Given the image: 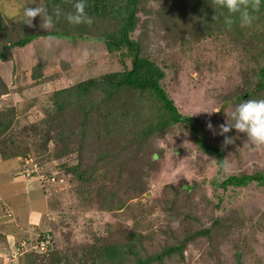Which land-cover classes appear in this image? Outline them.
I'll use <instances>...</instances> for the list:
<instances>
[{
	"label": "rangeland",
	"instance_id": "374dc122",
	"mask_svg": "<svg viewBox=\"0 0 264 264\" xmlns=\"http://www.w3.org/2000/svg\"><path fill=\"white\" fill-rule=\"evenodd\" d=\"M186 2L158 0L156 7V3L143 0L145 8L140 6L139 18L145 15L159 18L148 19L141 26L138 22L133 34L140 40L142 55L167 66L163 86L168 96L180 114L192 119L203 142L219 149L220 156L206 154L198 148L188 126L183 124L140 141L136 139L135 144L130 140L142 124L130 121L113 107L108 109L106 119L99 120L101 124L106 122L108 134L99 130L97 135H83L85 131L76 115L81 110L68 108L59 116L57 131L51 132L47 140H52L45 147L40 141L43 138L38 137L45 131L33 125L42 124L40 119L53 93L97 75L89 63L80 64L98 54L105 65L113 69L117 66L106 50L91 40L71 43L65 38L45 37L24 46L15 45L17 30L40 25L39 17L33 19V26L24 24L23 9L43 7L45 1L0 0V43L12 44L10 51H3L6 61H0V80L9 88L5 99H0V158L3 159L0 182L8 181L7 166L11 179L12 169L19 167L20 160L27 155L43 161L46 164L43 169L59 170L62 159L55 160L56 149L66 153L68 165L80 163L89 180L80 191H76L78 181L73 175L67 187L58 188L60 182H46L51 215L57 217L65 210L57 222L53 221L52 229L54 247L58 248L56 254L62 258H73L71 247L89 249L100 239H110L116 246L137 249L135 254L141 259L173 243L174 237L179 240L184 234L209 227L212 221L218 220V225L212 228L213 240L218 244L215 249L212 241L200 238L183 250L182 261L174 255L151 264H264V188L255 182L243 188L223 190L219 186L228 176L264 174V145H253L244 133L235 129L219 134V125L226 122L225 113L234 111L244 101L243 97L262 99L264 96V91L256 92L258 83L254 78L264 65V43L251 51L250 44L256 42L254 38L248 43V38L241 34L230 32L227 36L225 30L221 35L226 37L219 33L213 35L211 31L217 26L213 24L208 31L213 40L209 42L213 43L211 52H206L208 44L191 45V35L187 36L191 33L186 25L194 18L201 19L205 12L195 5L184 6ZM57 13H54L55 20L65 19L60 11ZM178 16L182 18L179 26L183 32L176 38L172 34V41L166 43L158 21L174 18L168 22V29L176 26ZM192 36L196 38L195 34ZM98 46L100 49H95ZM66 64L77 67L74 78L64 75ZM81 67L84 72L79 73ZM57 72L64 77L57 78ZM43 76L54 79L40 84ZM123 94L131 100L137 98L131 92ZM146 115L151 114H138L134 119L139 121ZM209 122L211 129L207 127ZM48 126L42 128L48 129ZM225 136L232 138L233 143L224 144ZM105 151L110 157L103 160L100 154ZM15 153L25 154L14 157ZM23 188L21 182L7 184L3 186V193L8 195L13 191L11 197L19 198ZM87 193L92 198L90 205L85 198ZM87 231L92 238L86 236ZM94 237L100 239L96 241ZM21 238L22 235L16 240L6 237V231L0 229V264H12L14 258L9 256V249ZM135 259L134 255L128 256L123 264H133ZM38 260V256L31 257L28 264H37Z\"/></svg>",
	"mask_w": 264,
	"mask_h": 264
},
{
	"label": "trees",
	"instance_id": "16d2710c",
	"mask_svg": "<svg viewBox=\"0 0 264 264\" xmlns=\"http://www.w3.org/2000/svg\"><path fill=\"white\" fill-rule=\"evenodd\" d=\"M44 1L43 8H46L48 14L51 16L52 27L48 30L42 29L41 32L39 31L41 29L40 25L30 29L23 27L15 32V45L24 46L39 38L45 37L65 38L71 43L76 42L77 40L87 43V41L91 40L96 44H99V46H102L101 48L106 50V54L113 58L114 63L117 66V69H113L109 65H105V61H103L101 55L98 54L93 58L86 60L84 64H80L84 66L86 63H89L91 68H93V73L95 72L94 74L97 73V75L85 78L83 81H79V83L70 87L58 89L53 93L51 103L48 101V109L46 112L44 111V117L40 119L43 125L40 123L33 125V127H41V129L45 131L41 136L40 134L38 135L39 138H43L40 141H42L45 147L48 141L52 140V138L47 140V138L52 135L51 132L57 131L55 126L59 124V116H63L68 108L76 107L81 110L80 113L78 112L76 115L80 118L79 126L85 131L82 132L83 135L86 133L97 135L99 130L108 134L106 132L109 131V128L106 125V122L101 124L99 120L101 117L106 119L108 109L113 107L116 112H119L121 115L123 114L130 121L136 124H142V126L133 134L134 136H137V138L133 139V136L131 138L132 140H130L131 142L134 141L135 144L137 140L140 141L146 139L148 136L156 132H162L171 126L183 124L188 126L190 132L194 136L197 147L204 153L218 156L221 155V152L217 147L203 142L195 124L192 123V119L180 114L174 101L168 96L163 86L164 80L167 76V72H165L167 66L162 62L159 64L148 55L144 56L141 54L140 40L134 36V29L137 27L138 22H140L141 26L145 21H148V19L149 21H152L159 18L158 15L155 17L152 16L151 18H149L148 15H145L143 18H139L140 6H142V9L145 8L144 3H142L143 0H86L85 13L91 18L92 22L90 24L81 23L79 25L70 24L66 21V15L70 13V11H75L73 7L75 0ZM148 1L149 3H156V7L158 6V0ZM185 1L187 2L184 6L188 7L195 5L196 8H201L205 12L202 16L203 19L194 18L188 25H186L188 31L191 33L187 34V36L191 35L192 40H189L191 45H198L199 47L208 44L206 52H211V46L213 43L211 44L209 42L213 40H211V36H208V31L213 24L217 25L213 28V31H211L213 35L216 33L221 35V32H224L225 30L227 31L226 35L230 32L241 34L243 37L248 38V43H251L254 38L256 42L250 44L252 48L251 51H255V46L264 43V0H262L259 7L255 9L251 7V4L254 3L255 0H249V12L253 17L250 24L242 26L238 13H233L231 14L233 23L230 27L225 24V17L229 15L228 10L224 8L218 0ZM59 11L65 17L64 20H55L54 13ZM173 15L175 16V14H171L170 16L172 17ZM170 19L165 21L160 19L158 21V26L162 29L164 34L163 41L166 43L172 41L170 38H173V35H175L176 38L183 32L181 30L182 26H179L182 18L178 16L175 19V21L179 19L176 26L167 29ZM173 19L174 18L171 20ZM103 22H106L107 25H103ZM193 34L196 35V38L192 36ZM221 36L226 37L225 35ZM218 38L219 36L216 38V41H218ZM174 44L175 40L172 45ZM11 46L12 44L5 45L4 43H0V61H6L7 56L4 52L5 50L10 51L12 49ZM99 46L95 49H100ZM89 50L93 53V50ZM68 65L69 64H66L65 66L64 75L69 76L68 78H74L73 75L75 74L77 67L73 68ZM83 70L84 69L82 68V70L79 69L78 71L79 73H82L84 72ZM56 75L57 78L64 77L60 72H57ZM254 78L258 83V89L256 92L262 93L264 91V65L258 69L256 74H254ZM53 79L49 76H43L39 82L42 84ZM8 90L9 88L7 85L0 80V99H5ZM127 92L136 94L137 98L133 100L127 98L123 94ZM262 97V99H264V96ZM243 98H245L243 100H246L250 97L247 96ZM129 113H132L133 115H130ZM146 113L151 115H146L141 117L139 121H135L134 116ZM91 121L96 122L92 123ZM87 124L89 125L86 126ZM46 125H49L48 129L42 128ZM83 126L85 127L84 129ZM121 127L124 129L123 122H121ZM134 130L135 126L133 128V131ZM124 148H127L126 144ZM53 153L55 154V160L62 159V165L58 167L59 170H52V167H46V169H43L42 167H45L46 164L43 161H39L38 158L33 157L39 165L40 172L42 174L54 175L58 178L57 180L62 179L58 188L67 187L70 182V175H73L78 181L76 191H80V187L85 186L86 181L88 180L85 178L86 172L83 170L80 163L68 165V159H66L68 156H66L64 151L56 149ZM24 154L25 153H15L14 157ZM100 157H102L103 160L110 157L109 152H101ZM152 157L155 158L156 154L154 153ZM252 182H255L258 186L264 188V174L254 173L252 175L243 174L240 176H228L219 184V186L223 190L228 187L243 188ZM42 187L45 189L46 183ZM85 198L88 201V205L92 204V198L89 193L85 195ZM71 206L73 208V205ZM49 212L50 217H53L51 215V210H49ZM64 212L65 210L62 211L61 214ZM59 216H54L52 222H57L56 219ZM217 222L218 220H214L209 227H201L191 233H186L179 240L174 237L175 239L173 240V243L162 247L155 254L147 255L145 258L141 259L137 257L138 253L135 254V251L138 252L137 249L134 251L128 246H116L110 241V239L102 240L97 237H94L93 239H100L98 241L96 240L98 244H92L89 249L84 250L83 248L76 250L77 246L74 248L71 247V249L69 248V251L73 258H62L56 254L58 248L54 247V234L49 232L47 233L50 237L47 251L42 253H27L22 258H19L16 264H19L20 262L28 264V259L36 256L40 257L37 264H39V262H47V264H123L126 257L131 255L136 256V259L133 260V264H151L155 261H161L162 258L169 259L174 255H178V260L182 261L183 250L189 243H193L200 238H207L212 241L213 249L218 247L217 242L213 240L214 236L212 233V228L218 225ZM44 234L45 233H40L41 236H44ZM86 236L92 238L89 236L88 231L86 232ZM102 237L103 236H101V238ZM6 245H8V240L6 241ZM8 249L9 247H7L6 250ZM124 249L126 250L124 251ZM207 252L209 253L208 247ZM47 258H50L51 262Z\"/></svg>",
	"mask_w": 264,
	"mask_h": 264
},
{
	"label": "clouds",
	"instance_id": "9594fccd",
	"mask_svg": "<svg viewBox=\"0 0 264 264\" xmlns=\"http://www.w3.org/2000/svg\"><path fill=\"white\" fill-rule=\"evenodd\" d=\"M85 2L86 0H75L73 5L75 11L66 15V19L70 24L79 25L81 23L90 24L92 22L91 18L85 13ZM218 2L228 10L229 15L225 17V24L227 26L230 27L233 23L231 15L233 13H238L242 26L252 22L253 17L249 12V0H218ZM261 2L262 0H255V2L251 4V7L253 9L258 8ZM23 16L25 17L24 24L28 26H33V19L39 17L40 27L42 29L48 30L52 27V19L46 8L25 7L23 9ZM41 20L43 22H41ZM202 112L211 114L213 111ZM225 116L226 122L219 125V134L223 135L224 133H228L231 129H235L237 132L244 133L253 145H264V99H246L236 105L234 111L225 113ZM207 127L211 129L212 124L209 122ZM230 143H233L232 138L225 136L224 144ZM25 234L33 233H24L22 237H24ZM18 242L19 240L15 242L11 248L13 249ZM9 251H11V249H9Z\"/></svg>",
	"mask_w": 264,
	"mask_h": 264
},
{
	"label": "crops",
	"instance_id": "0c3cea01",
	"mask_svg": "<svg viewBox=\"0 0 264 264\" xmlns=\"http://www.w3.org/2000/svg\"><path fill=\"white\" fill-rule=\"evenodd\" d=\"M2 162L3 160L0 158V164ZM19 170L20 165L19 167L16 165L12 169L13 176L10 179L11 170L7 166L8 181L0 182V229L6 231V237L12 236L14 240L24 233L52 232L55 224L52 222L53 217L49 215V201L45 189L36 179L31 181L18 179L16 175ZM18 182L24 184L19 198H16V195L11 197L13 191H10L8 195L3 193L4 185H16ZM14 198L16 200L12 205Z\"/></svg>",
	"mask_w": 264,
	"mask_h": 264
},
{
	"label": "built area",
	"instance_id": "2783aa9c",
	"mask_svg": "<svg viewBox=\"0 0 264 264\" xmlns=\"http://www.w3.org/2000/svg\"><path fill=\"white\" fill-rule=\"evenodd\" d=\"M16 177L22 181H31L36 179L40 182L41 186H44L46 182L51 184L62 182V179L57 180L58 178L54 175L42 174L38 163L29 155L21 159V167L17 172ZM49 239L50 237L46 233L44 236L39 234H25V236L22 237L21 240L14 246L13 250L11 249L9 256L14 258V260H12V264H16L19 258H22L27 253H42L47 251L49 247ZM19 264L24 263L20 262Z\"/></svg>",
	"mask_w": 264,
	"mask_h": 264
}]
</instances>
